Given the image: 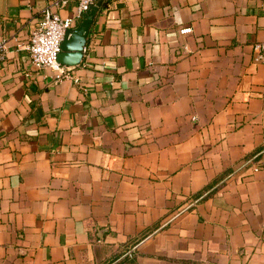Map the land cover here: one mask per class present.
<instances>
[{
	"label": "crops",
	"instance_id": "1",
	"mask_svg": "<svg viewBox=\"0 0 264 264\" xmlns=\"http://www.w3.org/2000/svg\"><path fill=\"white\" fill-rule=\"evenodd\" d=\"M78 4L0 0V264H264V0H103L76 83Z\"/></svg>",
	"mask_w": 264,
	"mask_h": 264
},
{
	"label": "built area",
	"instance_id": "2",
	"mask_svg": "<svg viewBox=\"0 0 264 264\" xmlns=\"http://www.w3.org/2000/svg\"><path fill=\"white\" fill-rule=\"evenodd\" d=\"M98 0H79L77 12L68 17H62L50 7L46 8L43 18L32 32L30 41L26 45L31 62L37 68H50L55 72L57 80L71 78L76 83L79 79L72 73V68L65 66L59 61L62 52V43L68 29L74 27L81 21L86 10L90 9ZM190 27L181 30L187 33ZM8 40L0 39V61L4 59L8 49ZM257 61L264 59V42L255 45Z\"/></svg>",
	"mask_w": 264,
	"mask_h": 264
},
{
	"label": "water",
	"instance_id": "3",
	"mask_svg": "<svg viewBox=\"0 0 264 264\" xmlns=\"http://www.w3.org/2000/svg\"><path fill=\"white\" fill-rule=\"evenodd\" d=\"M103 0H98L90 9L83 14L81 21L66 32L62 43V52L59 61L68 66L81 63L84 57V49L88 43L89 34L95 18L100 10Z\"/></svg>",
	"mask_w": 264,
	"mask_h": 264
}]
</instances>
